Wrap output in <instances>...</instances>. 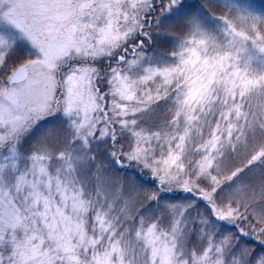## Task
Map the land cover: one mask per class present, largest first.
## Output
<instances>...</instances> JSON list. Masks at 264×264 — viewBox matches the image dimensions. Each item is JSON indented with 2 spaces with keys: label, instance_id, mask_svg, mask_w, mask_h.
<instances>
[{
  "label": "snow or ice",
  "instance_id": "6c2138e0",
  "mask_svg": "<svg viewBox=\"0 0 264 264\" xmlns=\"http://www.w3.org/2000/svg\"><path fill=\"white\" fill-rule=\"evenodd\" d=\"M0 264H264V0H0Z\"/></svg>",
  "mask_w": 264,
  "mask_h": 264
}]
</instances>
